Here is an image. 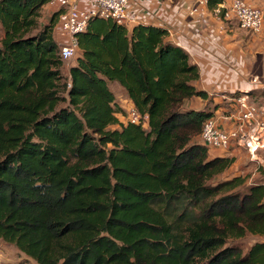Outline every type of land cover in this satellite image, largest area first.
Instances as JSON below:
<instances>
[{"label": "trees", "instance_id": "1", "mask_svg": "<svg viewBox=\"0 0 264 264\" xmlns=\"http://www.w3.org/2000/svg\"><path fill=\"white\" fill-rule=\"evenodd\" d=\"M49 3L0 0V239L37 264H264V183L218 181L235 161L200 142L214 112L186 107L208 99L189 54L166 28L92 19L67 77ZM109 82L147 129H112Z\"/></svg>", "mask_w": 264, "mask_h": 264}, {"label": "crops", "instance_id": "2", "mask_svg": "<svg viewBox=\"0 0 264 264\" xmlns=\"http://www.w3.org/2000/svg\"><path fill=\"white\" fill-rule=\"evenodd\" d=\"M245 1L264 10V0ZM131 2L133 12L143 24L173 32V37L169 36V39L183 48L189 54L190 63L199 68L200 79L194 85L197 90L206 92L208 99L192 98L187 101V108L211 110L216 116L224 111L223 114L230 116L239 108L238 98L246 96L254 104L256 92L264 88V27L260 33L253 34L238 25L222 26L213 17L214 7L209 5L200 6L196 14L190 15L193 7L191 0ZM55 12L57 7L51 3L43 8L44 24ZM58 28L57 22L55 30ZM66 76L69 77L70 72ZM109 86L120 110L132 104L126 90L118 82H109ZM116 116L120 119L121 111ZM261 118L264 120V117ZM209 152L212 157H230L235 161L220 177L222 180L242 176L247 178L248 185L264 183V172L258 171L246 150L236 144L226 153Z\"/></svg>", "mask_w": 264, "mask_h": 264}, {"label": "built area", "instance_id": "3", "mask_svg": "<svg viewBox=\"0 0 264 264\" xmlns=\"http://www.w3.org/2000/svg\"><path fill=\"white\" fill-rule=\"evenodd\" d=\"M191 1L193 7L190 15L196 14L200 6L209 5V0ZM50 3L59 12V28H54L53 39L60 48L59 55L63 62L79 58L78 38L86 32L92 19L112 20L128 29L143 24L133 12L131 0H50ZM213 17L222 26L236 24L253 34L260 33L264 27V10L245 0H222L213 8ZM173 35V32H169L170 37ZM68 88H71L70 83ZM238 99L239 108L234 114L228 116L223 111L206 121L200 142L217 153H226L236 144L246 150L257 170L264 172V120L248 97ZM123 110L125 121L119 119L118 127L132 123L148 128V116H142L133 104Z\"/></svg>", "mask_w": 264, "mask_h": 264}, {"label": "rangeland", "instance_id": "4", "mask_svg": "<svg viewBox=\"0 0 264 264\" xmlns=\"http://www.w3.org/2000/svg\"><path fill=\"white\" fill-rule=\"evenodd\" d=\"M40 23L41 26H44V21H43V16L40 19ZM49 23V22H48ZM47 23V24H48ZM233 26L236 24H232ZM1 26H0V36H1ZM77 62V59H73L70 61H65L64 62V75L66 76V74L69 72L68 69H70L72 66H74ZM113 87V85H112ZM116 89V88H114ZM255 101L254 104L255 106L258 108V111L260 112L259 114H261V117H264V109L261 110V107H264V88L261 89L260 91L256 92L255 97H253ZM261 100V102H260ZM260 102V103H259ZM122 115L124 114V110H121ZM118 114V111H117ZM121 121H125L123 119V117H120ZM112 129H119L118 125L117 126H113ZM222 180L221 178H218V181ZM258 238H247L245 240H241L239 242H237L238 244H240L242 246V248L244 249V251L246 252L248 250V248H250V246L257 241ZM0 264H37L34 260L30 259L29 257H27L25 254L21 253L14 245L8 244L6 242H4L3 240L0 239Z\"/></svg>", "mask_w": 264, "mask_h": 264}]
</instances>
